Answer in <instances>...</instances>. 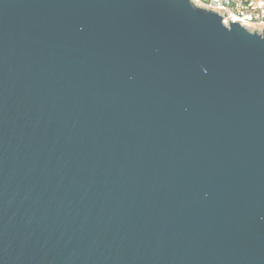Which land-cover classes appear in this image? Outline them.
Instances as JSON below:
<instances>
[{"label":"water","instance_id":"water-1","mask_svg":"<svg viewBox=\"0 0 264 264\" xmlns=\"http://www.w3.org/2000/svg\"><path fill=\"white\" fill-rule=\"evenodd\" d=\"M0 264H264V31L0 0Z\"/></svg>","mask_w":264,"mask_h":264},{"label":"built area","instance_id":"built-area-1","mask_svg":"<svg viewBox=\"0 0 264 264\" xmlns=\"http://www.w3.org/2000/svg\"><path fill=\"white\" fill-rule=\"evenodd\" d=\"M197 6L213 11L226 25L239 23L251 31H264V0H192Z\"/></svg>","mask_w":264,"mask_h":264}]
</instances>
